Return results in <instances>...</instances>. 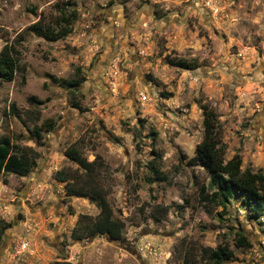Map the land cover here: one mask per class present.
I'll return each instance as SVG.
<instances>
[{
    "label": "rangeland",
    "instance_id": "rangeland-1",
    "mask_svg": "<svg viewBox=\"0 0 264 264\" xmlns=\"http://www.w3.org/2000/svg\"><path fill=\"white\" fill-rule=\"evenodd\" d=\"M62 8L77 10L63 38L28 29L38 19L56 27ZM20 38L25 70L0 78V139L36 166L0 173V264H202V248L218 245L233 251L222 264H264V216L237 196L209 206L200 189L210 174L190 161L203 136L199 99L218 115L225 157L264 173V0H0V50ZM73 144L100 156L121 239L72 235L79 215L100 211L56 178L83 173L64 154ZM157 204L169 207L160 221ZM240 230L249 246L237 245Z\"/></svg>",
    "mask_w": 264,
    "mask_h": 264
},
{
    "label": "trees",
    "instance_id": "trees-1",
    "mask_svg": "<svg viewBox=\"0 0 264 264\" xmlns=\"http://www.w3.org/2000/svg\"><path fill=\"white\" fill-rule=\"evenodd\" d=\"M77 17V10L71 9L70 14L66 8L60 11L59 22L56 27L51 24L43 23L41 19L31 23L28 29L35 34L48 40H58L70 32V25L73 19ZM22 39L6 41L0 50V78L5 81H12L17 71L24 72L25 66L22 62ZM171 65L180 68L195 67V62L187 61L183 58H166ZM59 80L58 78H55ZM25 81V75L22 76ZM63 84L76 86L77 79H60ZM171 95V94H168ZM31 102H44L38 100L36 96L29 97ZM203 114V136L200 142L195 146V154L190 158L192 162H198L210 174L208 184L200 189V196L209 206L225 205L234 197H241V201L251 209L252 217L264 216V173L254 171L251 168L242 169V158L236 153L231 158L225 157V144L221 138V127L218 115L215 109L209 104L198 99ZM78 106V104H75ZM79 107V106H78ZM11 111H15L14 104L10 105ZM47 123L50 120H46ZM45 125V124H44ZM43 125L35 127V133L41 137L40 129ZM52 124L44 128L50 130ZM64 154L83 169L82 174L73 172L72 174L64 169L56 172V178L66 181V194L76 196H91L96 199L100 205V211L95 218H90L87 214L79 215L76 225L72 229V235L78 238L89 237L95 233L107 234L113 239H121L125 233V223L113 216V210L107 199L106 191L100 184V174L97 168V158L89 160L76 145L66 148ZM158 154V153H157ZM159 156V154H158ZM102 165V161H99ZM150 168L159 175L157 160L150 161ZM36 166V155L31 156L27 152L19 154L13 151V146L8 138L0 139V173L15 172L21 175L27 174L32 167ZM169 211L167 205L157 204L154 214V220L160 221ZM84 220H88L83 224ZM251 241L244 231H237V245L249 246ZM202 264H222L224 261L233 257V251L228 245H218L216 247L206 246L202 248ZM186 263L188 257L185 258Z\"/></svg>",
    "mask_w": 264,
    "mask_h": 264
}]
</instances>
